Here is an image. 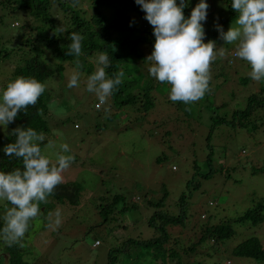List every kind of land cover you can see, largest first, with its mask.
<instances>
[{
	"label": "rangeland",
	"instance_id": "1",
	"mask_svg": "<svg viewBox=\"0 0 264 264\" xmlns=\"http://www.w3.org/2000/svg\"><path fill=\"white\" fill-rule=\"evenodd\" d=\"M206 2L210 9L204 28L215 30L220 0ZM9 19L13 25L19 23ZM235 19L226 25L227 30ZM215 43L217 58L210 64L209 90L187 105L168 98V84L153 88L155 98L148 109L123 105L111 97L96 107V94L86 90L87 72L81 71L78 85L68 88L74 67L65 66L60 73L52 60L39 66L53 71L43 83L46 138L69 145L75 160L62 173V182L77 183L79 190L76 195H49L38 202L41 214L16 245L20 260L26 264H108L112 254L114 264H179L170 256L171 250H166V256L162 251L173 247L182 263L264 264V260L255 262L234 253L247 237L257 236L264 245V220L252 224L234 219L258 202L264 205V105L255 106L244 122L238 113L245 98L264 81L250 78L247 61L236 56L230 59L235 42L220 39ZM96 59L92 58L94 70ZM11 66L8 62L0 65V89L14 80ZM49 105L56 111H50ZM215 118L222 122H214ZM54 130L63 135H54ZM8 132V127L0 131ZM51 159L54 162L55 156ZM114 194L121 198L105 216L102 209L110 205ZM182 195L186 202L180 218ZM157 202L162 203L160 210L176 218L165 225L166 243L149 247L138 242L153 240L164 231L148 224ZM9 205L0 201L1 216ZM57 209L59 226L54 223ZM223 220L233 229L230 237L199 238L205 225Z\"/></svg>",
	"mask_w": 264,
	"mask_h": 264
},
{
	"label": "clouds",
	"instance_id": "2",
	"mask_svg": "<svg viewBox=\"0 0 264 264\" xmlns=\"http://www.w3.org/2000/svg\"><path fill=\"white\" fill-rule=\"evenodd\" d=\"M78 2L73 0L74 5ZM134 2L144 12V19L152 26L155 37L152 52L146 58L153 62L148 68L149 75L160 83L171 85L168 98L173 102L180 101L187 105L202 99L209 90L210 64L217 58L215 41L204 42L209 4L206 0H198L191 8L190 15L185 17L183 10L190 0ZM231 8L236 13L235 22L224 31L216 18L214 28L219 38L227 44H237L235 52L232 51L230 55L235 53L236 57L248 62L250 78L257 82L264 81V0H231ZM70 40L66 54L80 57L84 36L73 31ZM96 63L95 71L87 77L86 90L96 94V103L100 106L122 84L125 74L123 71L112 76L107 74L106 69L111 65L107 52L101 51ZM80 76L81 71L76 67L66 87H76ZM45 90L42 82L24 76L17 77L0 89V131L7 129L18 113L26 114L29 106L36 105ZM49 110L56 111L52 105H49ZM53 134L63 135L59 130H54ZM12 135L15 141L7 144L3 153L6 157L21 159L23 166L10 172L0 171V201H7L11 205L0 216V221H3L0 243L7 247L21 244L30 222L41 214L38 202L46 201L53 194L63 181L62 173L75 160L67 143L57 145L55 140L46 141L43 132L31 127L18 126L12 130ZM51 155L55 156L54 162ZM54 215V223L59 226L60 210L57 209Z\"/></svg>",
	"mask_w": 264,
	"mask_h": 264
},
{
	"label": "trees",
	"instance_id": "3",
	"mask_svg": "<svg viewBox=\"0 0 264 264\" xmlns=\"http://www.w3.org/2000/svg\"><path fill=\"white\" fill-rule=\"evenodd\" d=\"M193 1L190 0L188 7L183 10L185 17L190 15ZM218 5L219 24L223 26L224 31H227L226 25L236 18V13L231 8V0H220ZM18 14L20 17L17 16ZM9 18L18 19L19 23L13 25ZM60 29L64 31L61 32ZM73 31L84 36L80 57L66 54L71 43L70 33ZM205 32L204 42L220 40L216 30L205 28ZM154 40L152 26L144 19V12L134 0H79L75 5L73 0H0V65L6 62L10 65L13 64L11 74L14 79L20 76L34 77L44 83V79L52 76L53 71L49 73L47 70L40 69L39 66H46L45 63L50 60L54 61L55 67L60 73L66 66V68L74 67V69L79 67L80 71L91 75L95 71L92 58H96L103 51L109 54L111 60L110 67L106 69L107 74L112 76L119 71H123L125 74L122 84L110 97L114 101L119 100V103L123 105L138 104V106L148 109L155 98L151 92L153 88L157 89L168 85L154 80L148 73V68L153 62L146 58L152 52ZM234 56L235 53L231 55L230 59ZM245 99L246 104L238 111L242 122L246 116L252 113L255 106L264 105V84L260 85L257 92H252ZM46 110L45 90L36 105L27 108L26 114L18 113L16 120L8 125V133H0V171L10 172L23 166L21 159L14 156L6 157L3 153V148L15 141V136L12 135L13 129L18 126L31 127L47 136L49 126L43 116ZM213 121L222 122V119L215 118ZM210 174L211 169L207 175L210 176ZM78 190L77 183L62 182L51 195L52 197L60 194L72 196L76 195ZM184 196L180 197V201H182L180 218L184 216V203L186 202L183 200ZM120 198L119 194L112 195L110 205L102 209L105 216L111 211V205L114 206ZM155 205L157 209L150 215L148 224L152 227H162L164 231L153 240L148 239L142 242L129 239L127 241H139V244L149 247L154 244L166 243L165 225L176 217L160 210L161 202H157ZM122 208L126 209L127 206L124 205ZM262 208H264L263 203L258 202L256 206L244 210L234 219L240 223L245 221H250L252 224L262 222L264 220ZM2 226L3 221H0V227ZM232 234L233 229L229 221L223 220L219 224L205 225L199 238L212 237L214 241H217L228 238ZM259 240L257 236L242 239L236 245L234 253L241 257L252 258L255 262L263 261L264 245ZM7 249L11 254L14 253L13 246ZM166 250H171L170 256L178 259L179 264H188V262L180 261L182 259L180 254L173 247L166 248L165 251L162 250L164 256H166ZM160 254L163 255L162 252ZM110 255L112 254H109L111 260ZM110 260L108 264H114V261ZM16 264L26 263L18 258Z\"/></svg>",
	"mask_w": 264,
	"mask_h": 264
},
{
	"label": "flooded vegetation",
	"instance_id": "4",
	"mask_svg": "<svg viewBox=\"0 0 264 264\" xmlns=\"http://www.w3.org/2000/svg\"><path fill=\"white\" fill-rule=\"evenodd\" d=\"M14 247V253H10V251H8V247L6 245H4L3 243H0V263L1 264H5V260H6V264H16V260L18 259V255H20L18 252V255L15 254V251L17 249L18 246L13 245ZM13 255V256H12Z\"/></svg>",
	"mask_w": 264,
	"mask_h": 264
},
{
	"label": "built area",
	"instance_id": "5",
	"mask_svg": "<svg viewBox=\"0 0 264 264\" xmlns=\"http://www.w3.org/2000/svg\"><path fill=\"white\" fill-rule=\"evenodd\" d=\"M96 106H98V104L96 103Z\"/></svg>",
	"mask_w": 264,
	"mask_h": 264
}]
</instances>
